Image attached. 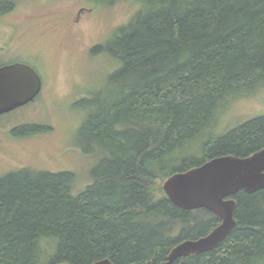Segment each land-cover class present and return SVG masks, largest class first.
<instances>
[{"label": "trees", "instance_id": "trees-1", "mask_svg": "<svg viewBox=\"0 0 264 264\" xmlns=\"http://www.w3.org/2000/svg\"><path fill=\"white\" fill-rule=\"evenodd\" d=\"M18 1L0 0V18ZM87 1L93 10L131 8L90 49L109 69L102 91L78 102L75 145L100 159L83 189L72 172L24 167L0 176V264H163L220 219L176 207L162 183L264 148V114L222 124L235 103L264 91V0ZM42 129L24 123L11 134ZM233 198L236 229L174 264H264V189Z\"/></svg>", "mask_w": 264, "mask_h": 264}, {"label": "rangeland", "instance_id": "rangeland-1", "mask_svg": "<svg viewBox=\"0 0 264 264\" xmlns=\"http://www.w3.org/2000/svg\"><path fill=\"white\" fill-rule=\"evenodd\" d=\"M93 8L87 0H19L12 12L0 18V66L28 64L43 83L33 102L1 116L0 176L29 167L72 172L81 189L90 183L100 153L85 154L75 145L82 120L78 102L102 91L109 69L90 49L131 13L126 3ZM260 114H264V91L235 103L222 124L233 126ZM24 123L44 130L11 134L13 127Z\"/></svg>", "mask_w": 264, "mask_h": 264}, {"label": "water", "instance_id": "water-1", "mask_svg": "<svg viewBox=\"0 0 264 264\" xmlns=\"http://www.w3.org/2000/svg\"><path fill=\"white\" fill-rule=\"evenodd\" d=\"M42 90V80L28 64L14 62L0 66V116L32 101ZM163 191L176 207L192 211L205 209L221 223L206 236L178 243L163 264L216 249L237 227L234 219L239 191L264 189V148L247 157L213 158L186 172L175 173L162 183ZM92 264H112L102 259Z\"/></svg>", "mask_w": 264, "mask_h": 264}, {"label": "flooded vegetation", "instance_id": "flooded-vegetation-1", "mask_svg": "<svg viewBox=\"0 0 264 264\" xmlns=\"http://www.w3.org/2000/svg\"><path fill=\"white\" fill-rule=\"evenodd\" d=\"M13 63H14V62H13ZM20 63H21V62H20ZM8 64H9V63H8ZM31 67H32V66H31ZM32 68H33V67H32ZM40 78H41V77H40ZM41 80H42V79H41ZM42 88H43V83H42ZM38 96H39V95H38ZM38 96H37V97H38ZM34 100H35V99H34ZM32 102H33V101H32ZM27 105H28V104H27ZM5 115H6V114H5ZM2 116H4V115H2ZM220 223H221V221H220ZM220 223H219V224H220ZM219 224H218V225H219ZM218 225H217V226H218ZM217 226H216V227H217ZM216 227H215V228H216ZM211 231H212V230H211ZM211 231H210V232H211ZM210 232H209V233H210ZM209 233H208V234H209Z\"/></svg>", "mask_w": 264, "mask_h": 264}]
</instances>
